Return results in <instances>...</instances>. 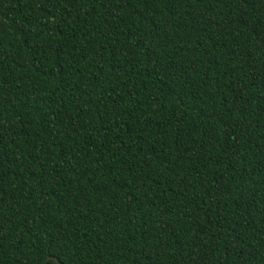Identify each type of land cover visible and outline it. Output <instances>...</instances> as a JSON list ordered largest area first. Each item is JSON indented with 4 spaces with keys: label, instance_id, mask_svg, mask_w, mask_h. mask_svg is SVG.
<instances>
[{
    "label": "trees",
    "instance_id": "16d2710c",
    "mask_svg": "<svg viewBox=\"0 0 264 264\" xmlns=\"http://www.w3.org/2000/svg\"><path fill=\"white\" fill-rule=\"evenodd\" d=\"M0 264H264V0H0Z\"/></svg>",
    "mask_w": 264,
    "mask_h": 264
},
{
    "label": "water",
    "instance_id": "95a60500",
    "mask_svg": "<svg viewBox=\"0 0 264 264\" xmlns=\"http://www.w3.org/2000/svg\"><path fill=\"white\" fill-rule=\"evenodd\" d=\"M50 260H53V261L57 262V259L56 258H50Z\"/></svg>",
    "mask_w": 264,
    "mask_h": 264
}]
</instances>
